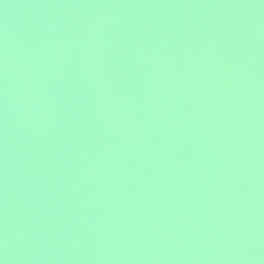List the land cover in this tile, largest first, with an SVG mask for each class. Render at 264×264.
<instances>
[{
  "label": "water",
  "instance_id": "obj_1",
  "mask_svg": "<svg viewBox=\"0 0 264 264\" xmlns=\"http://www.w3.org/2000/svg\"><path fill=\"white\" fill-rule=\"evenodd\" d=\"M0 264H264V0H0Z\"/></svg>",
  "mask_w": 264,
  "mask_h": 264
}]
</instances>
